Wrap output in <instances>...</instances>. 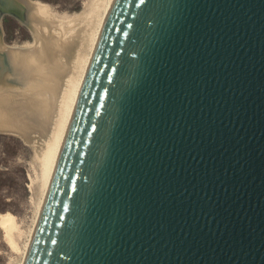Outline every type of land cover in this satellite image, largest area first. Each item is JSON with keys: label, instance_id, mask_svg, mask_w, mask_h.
I'll use <instances>...</instances> for the list:
<instances>
[{"label": "water", "instance_id": "1", "mask_svg": "<svg viewBox=\"0 0 264 264\" xmlns=\"http://www.w3.org/2000/svg\"><path fill=\"white\" fill-rule=\"evenodd\" d=\"M100 0H0V134L49 151ZM21 264H264V0H110Z\"/></svg>", "mask_w": 264, "mask_h": 264}, {"label": "rangeland", "instance_id": "2", "mask_svg": "<svg viewBox=\"0 0 264 264\" xmlns=\"http://www.w3.org/2000/svg\"><path fill=\"white\" fill-rule=\"evenodd\" d=\"M34 1L47 4L50 12L58 17L74 16L84 10L89 2V0ZM0 22L4 43L25 44L32 41L28 30L10 15L3 14ZM37 166L33 152L20 139L0 134V216L10 213L15 218L21 233L16 236L21 249L24 248L29 232L33 228L36 206L41 197ZM21 256L20 252H13L9 248L0 230V264H18Z\"/></svg>", "mask_w": 264, "mask_h": 264}, {"label": "bare ground", "instance_id": "3", "mask_svg": "<svg viewBox=\"0 0 264 264\" xmlns=\"http://www.w3.org/2000/svg\"><path fill=\"white\" fill-rule=\"evenodd\" d=\"M109 1L110 0H100V2H99V6L97 8L96 14L94 16L91 27H90L89 32L87 34L86 40L84 42L82 51L80 53L78 62L76 64L74 73H73L72 78H71V81H70L69 86L67 88L65 98H64V102H63V106L61 109L58 129L54 135V138L52 139V141L50 143L49 151L33 152L34 159L38 163V166H37L38 167V174L37 173L36 174H37L38 185H39L40 192H41L40 193L41 194L40 201L38 203V206H36L37 207L36 218H37V215L39 213V210H40V207H41V204L43 201V197H44V194H45V191L47 188V184H48V181H49L55 160L57 158V155H58L64 134H65L68 122L70 120V117H71V114H72L78 93L80 91V88H81V85H82L88 64L90 62V59H91V56H92L98 35L100 33V29H101V26H102V23H103L105 14H106V10H107ZM42 4H44V3H42ZM44 5L46 6L50 16H52L54 19L60 20V19L68 18V17H58V16L54 15L53 13L50 12L49 6L47 4H44ZM2 15L3 14H1V16H0V20H1ZM7 15H9V14H7ZM0 24H1V22H0ZM31 37H32V35H31ZM2 41H3V37H2ZM15 138H17V137H15ZM18 139H20V138H18ZM36 218H35V220H36ZM34 223H35V221H34ZM32 229L29 232L27 242L24 245V248H22L23 251L21 252L22 249L19 247V245L17 243V239H16V236H18L21 233L19 232V228L15 222V218L10 213H6V214H3L0 216V230L3 232L4 240L6 241L9 248L13 252H20L22 254L20 262L17 261L18 264H21V262H22V259H23V256H24V253L26 250V246H27V243H28Z\"/></svg>", "mask_w": 264, "mask_h": 264}]
</instances>
